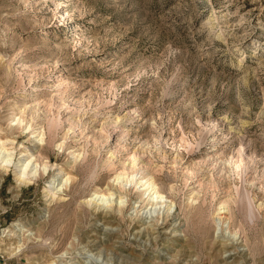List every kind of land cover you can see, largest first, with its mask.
<instances>
[{
	"label": "rangeland",
	"instance_id": "374dc122",
	"mask_svg": "<svg viewBox=\"0 0 264 264\" xmlns=\"http://www.w3.org/2000/svg\"><path fill=\"white\" fill-rule=\"evenodd\" d=\"M5 136L51 169L0 173V264H264V0H0ZM98 191L125 206H88Z\"/></svg>",
	"mask_w": 264,
	"mask_h": 264
},
{
	"label": "bare ground",
	"instance_id": "6f19581e",
	"mask_svg": "<svg viewBox=\"0 0 264 264\" xmlns=\"http://www.w3.org/2000/svg\"><path fill=\"white\" fill-rule=\"evenodd\" d=\"M25 110L26 108L21 110L20 112L22 114H25ZM19 116L17 114L16 117L12 118V120L9 123L10 127L16 126L22 128L25 125L26 118L24 117L25 119H23V117H21L24 115H21L20 117ZM33 126H34L33 124H28L26 125L25 130H28V132L30 131L29 134L33 135L32 138L37 145H41L42 143H44L45 135L43 132L37 133V131L34 130L35 127L33 129ZM13 145H15V140L8 138V136H5L4 139L0 137V173L7 174L11 168L15 169L17 182L19 183L20 186L33 184L34 182L37 181V179H39V177H41L40 176L41 174H43V176L49 175L51 166H49L48 163H44V164L38 163L35 157L33 156V154L31 153L32 150L29 151L27 148H25L24 152L21 153V157L19 158V160L16 161L15 160L16 149L8 148ZM64 174H66L64 173V171L62 170L59 171V173L54 177V179H52V182L48 185V188L46 189V194H47L46 196H49L50 199H54L57 193L63 191L64 188H66L67 185L70 183L72 179L71 176H69L68 173L67 175ZM114 183L125 187L134 185L135 188H138L143 193V196L146 197V200L149 202V205H151L154 208L170 207L167 197L162 192L159 191V189L157 188V184L154 182L153 178L146 180L145 178L142 177V179L140 180L139 179L135 180L134 176L130 177L122 172L114 178ZM240 194L243 195L242 193ZM239 199L240 198H238V200ZM241 199H242L240 202L241 204L239 205L237 204L238 207L237 209L236 208L235 209L237 210V215L241 218V220L246 222L250 213L247 208L248 206L244 196L243 198L241 196ZM86 203L88 206H95L98 209V211L99 209L102 208L111 209L114 205L115 207H117L118 210H122L123 206H125L126 201L124 197L117 196L116 192L109 191L103 193L98 191L92 194V196ZM225 206L221 205L219 209L216 211L217 212L216 216L223 223L227 219L226 211L228 207L225 208ZM157 235L158 237L162 236L161 231H158ZM222 246L224 247V249L230 248V246L227 244L225 245L223 244ZM234 257L235 256H233V254L230 253L228 257H225V259H233Z\"/></svg>",
	"mask_w": 264,
	"mask_h": 264
}]
</instances>
